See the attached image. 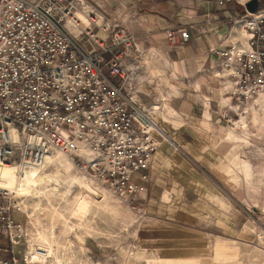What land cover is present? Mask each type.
<instances>
[{
    "label": "built area",
    "instance_id": "obj_1",
    "mask_svg": "<svg viewBox=\"0 0 264 264\" xmlns=\"http://www.w3.org/2000/svg\"><path fill=\"white\" fill-rule=\"evenodd\" d=\"M162 34L170 47L187 40L184 29ZM142 42L86 0H0V164L29 169L62 153L75 173L134 206L163 138L156 106L135 98ZM221 42L209 48L219 77L236 97L258 95L264 0L243 6ZM28 207L0 189V264H40Z\"/></svg>",
    "mask_w": 264,
    "mask_h": 264
},
{
    "label": "rangeland",
    "instance_id": "obj_2",
    "mask_svg": "<svg viewBox=\"0 0 264 264\" xmlns=\"http://www.w3.org/2000/svg\"><path fill=\"white\" fill-rule=\"evenodd\" d=\"M86 2L117 18V7L111 8L108 0ZM118 15L128 30L133 12L124 7ZM150 47L162 53L156 46L144 48ZM156 53L148 60L162 70L160 76L149 72L148 79L138 82L135 95H143L142 84L162 95L163 101L156 102L144 94L148 99L141 104L156 106L163 132L159 144L168 143L170 151L151 167L134 206L95 188L72 167L65 172L46 165L37 189L21 196L29 215L38 209L42 219L36 214L33 218L45 225L36 238L42 249H50L40 264H264V89L236 97L214 62L206 77L210 86H192L193 94L183 99L170 67ZM142 75L138 72L137 77ZM152 76L158 80L155 90L154 83L146 82ZM160 86L169 89V98ZM164 102L177 115L160 105ZM183 127L189 154L173 148L169 137ZM46 174L55 179L44 178ZM47 221L52 225L46 227ZM60 246L62 253L56 250Z\"/></svg>",
    "mask_w": 264,
    "mask_h": 264
},
{
    "label": "crops",
    "instance_id": "obj_3",
    "mask_svg": "<svg viewBox=\"0 0 264 264\" xmlns=\"http://www.w3.org/2000/svg\"><path fill=\"white\" fill-rule=\"evenodd\" d=\"M108 1L109 4L112 5L111 8L117 7V18H119V8L127 7L133 12L132 17L128 18L127 21L131 23H128L126 26L129 32L143 41L142 50L146 53L143 54V59L146 65H143L142 69L144 74L141 78L144 80L148 79L150 73L151 75L160 76L159 71L162 70L157 69L158 66H153V63H151L152 61L148 60L149 57L155 59L153 54L156 53V49L153 47H150L149 49L144 48L149 45L156 46L157 49L162 52L161 54L156 53V55L160 56L165 66L167 65L170 67L171 73L173 74V77H175L174 80L178 85L180 97L188 99L189 96L193 94L191 93V90H193L192 86L200 85L201 88H208L210 86V84L207 83L206 77L210 70L209 65L215 62L216 55L213 52H210L209 48L221 47V41L228 32L230 25L233 20L238 18L242 7L249 0ZM166 28L184 29L187 33L186 42L172 49L168 47L162 34ZM234 28H236V26ZM151 78L153 79L150 83H154L153 89L155 90V84L158 80H156V76H152ZM142 85L141 88L143 95H136V99L140 103L145 104L146 102L144 101L148 99L144 94L153 95V101L157 102V100H162V95L161 97L159 95L160 92L157 91L151 93L147 85ZM163 88H161V93L165 94L164 96L166 98H169V94L172 93L168 92L169 89H166V87ZM162 104L169 114L177 115L168 103L164 102L160 105ZM162 117L166 120L165 114H162ZM184 132L188 131L183 127L182 129H178L173 135H169V137L173 142V148L181 150L183 154H189V140L182 135ZM157 149L151 158L147 170V184L150 179L149 174L151 167L156 165V163L162 158H165L170 151L168 143L166 142H161ZM222 170L225 171L226 174L227 167L224 166Z\"/></svg>",
    "mask_w": 264,
    "mask_h": 264
},
{
    "label": "bare ground",
    "instance_id": "obj_4",
    "mask_svg": "<svg viewBox=\"0 0 264 264\" xmlns=\"http://www.w3.org/2000/svg\"><path fill=\"white\" fill-rule=\"evenodd\" d=\"M77 16L82 18L79 13H77ZM143 56H142V60H143ZM143 63L146 65V63L144 61H143ZM148 81L150 83L152 80H148ZM260 93H262V92L259 91L258 94H260ZM84 153L87 154V151H84ZM48 164H53L58 168H62L65 172H69L71 167H72V164L70 163L67 155L62 154V153H57V152L52 153V154H48L45 157L44 162L40 166L29 168V169H23L20 166H17L15 164H0V189L6 190L12 199L20 200L25 206L24 200L21 198V196H23L24 192H28L29 190H31L33 188L37 189L36 187L39 185V182H41L43 180V177L40 176V173H41L42 169L44 167H46V165H48ZM44 178L55 179L53 176H50L49 174H46L44 176ZM75 181H77V183L80 186L84 187L90 193H92L94 195L98 194L93 187H91V188L93 190H95L96 193L93 192L90 189V187L87 184H85L84 182L78 181L76 179H75ZM94 185H95L94 186L95 188H97V189L99 188V186H97L96 184H94ZM99 191H100V193H102L103 190H99ZM35 210H36V212H35ZM39 212L40 211L38 209H34L33 214L30 217V221L34 225L35 228L32 230L33 235H30L31 239L29 241V242L35 241L38 245H39V243H38V240L36 237L38 236L39 232H42L43 229H45V228H43V226H45V225H41V224L37 223L33 218L34 214H36L38 217H40ZM40 219H42V218L40 217ZM46 223H48V225L46 224L47 225L46 227L52 225L49 221H47ZM49 229H51V228H49ZM52 246H51V249H53ZM39 247L42 251L41 252L42 255L39 258V261H40L42 258L44 259L49 254L48 252H49L50 248L43 247V249H42L40 245H39ZM41 263L44 264L45 262H41Z\"/></svg>",
    "mask_w": 264,
    "mask_h": 264
},
{
    "label": "water",
    "instance_id": "obj_5",
    "mask_svg": "<svg viewBox=\"0 0 264 264\" xmlns=\"http://www.w3.org/2000/svg\"><path fill=\"white\" fill-rule=\"evenodd\" d=\"M244 7L247 11L252 12L256 7V0H249L245 3Z\"/></svg>",
    "mask_w": 264,
    "mask_h": 264
}]
</instances>
